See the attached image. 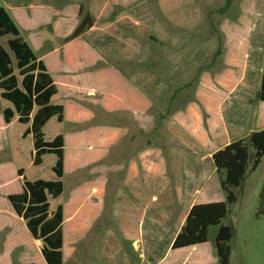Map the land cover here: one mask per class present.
<instances>
[{"label":"crops","instance_id":"crops-1","mask_svg":"<svg viewBox=\"0 0 264 264\" xmlns=\"http://www.w3.org/2000/svg\"><path fill=\"white\" fill-rule=\"evenodd\" d=\"M102 1L111 2L102 8ZM124 1L92 0L89 7L92 27L67 43L64 40L79 22L80 0H62L57 7L25 4L20 0H7L2 5L18 28L19 37L34 55L35 51L41 53L35 57L44 65L56 88L50 104L54 105L51 100L56 97L55 105L63 108L62 122H57L55 116L52 118L58 124H69L63 131L65 134L50 131V138L46 140L43 135L44 140L50 142L62 136L63 152L66 145L77 146L79 153L74 162L79 168L86 157L89 163L108 159L111 165L107 171L113 172L111 179L120 183L109 195L105 193L106 186L104 193L100 192L97 182L94 196L75 194L72 206H61L62 264L71 258L74 264H82L88 252H81L76 246L98 226L105 229L95 248L101 264H202L212 259L207 242L176 250L171 248L172 243L193 205L223 202L216 201L205 190L216 172L212 154L257 131L249 128L244 135L238 133L242 121L234 122L232 114L245 104L234 102L227 107L222 98L206 97L190 101L182 108L175 107L169 54L167 57L166 52L148 49L150 44L159 43L157 34H169L171 29H161L158 22H142L137 17L132 22L124 16L109 17L110 5ZM167 9L171 8L167 6ZM168 23L172 30L176 29V22ZM61 25L68 26V31L59 43L56 39ZM48 27L52 32L46 30ZM209 75L203 72L200 78ZM164 78L167 82H162ZM238 86L241 85H233L232 89ZM162 90L167 91L163 109ZM222 96L226 93L222 92ZM259 113L250 116V120L264 123V111ZM242 118L249 119L245 114ZM26 125L29 128L30 124ZM28 135L33 148L32 135ZM33 154L34 150L32 161ZM18 170H14L17 177ZM35 180L38 179L29 181ZM54 211L49 206L50 216ZM15 223L19 226L17 230L9 227L12 245L26 246L29 261V248H36L39 263L46 264L40 252L41 241L32 238L21 217ZM18 233L24 239L22 244H17ZM165 234L170 238L161 257L156 253L157 245ZM69 238L73 249L67 256L65 245ZM178 254L181 255L177 257Z\"/></svg>","mask_w":264,"mask_h":264},{"label":"rangeland","instance_id":"rangeland-1","mask_svg":"<svg viewBox=\"0 0 264 264\" xmlns=\"http://www.w3.org/2000/svg\"><path fill=\"white\" fill-rule=\"evenodd\" d=\"M5 1L7 0H0V7ZM91 1L80 0L83 13L90 14ZM61 2L62 0H20V3L53 7L59 6ZM109 3L100 2L102 8H105L106 4L108 7ZM167 6L171 9H167ZM110 8L112 11L108 9L110 12L108 16L114 19L117 16H124L128 22H132L130 20L137 17L142 22H158L161 29L168 30V27L171 29L168 30L169 34H157L159 43L155 46L149 43L148 49L151 52H166L167 57L169 54L170 58L167 62H170L171 66L170 84L175 88V107L182 108L190 101L206 99V97L216 100L222 98L226 106L234 102L245 104L241 109L231 107L238 111L232 114L233 121H242L239 135H244L249 128L259 131L264 127V123L250 120V116L257 111L260 115L264 111V102L256 99L264 57V0H126L123 4L110 5ZM168 22H176V29L172 30V25ZM46 30L50 32L51 27ZM66 31L68 26L61 25L58 28L57 42L62 41ZM12 38L10 35L0 37V45L8 49L7 41ZM9 54L14 74L17 75L12 53ZM35 55L40 56L41 53L35 51ZM203 72H208L210 75L201 79L200 75ZM18 79L21 78L18 76ZM162 82H167V79L164 78ZM237 84L241 86L232 89V86ZM222 92L226 93V96H222ZM166 100L167 91L162 90L161 109ZM51 103L54 105L57 103L56 97ZM8 106L10 104L0 98V165H2L0 166V264H31V262L40 264L36 256V248H29L31 262L29 261L26 246L22 244L24 239L20 233L17 234L16 239H18L17 244L22 245L16 248V245H12L10 241L9 227H16L17 230L19 226H15V221L19 217L9 205L7 197L21 192L22 177H17L14 170L22 169L23 176L29 180H54L55 177L50 170L54 157L46 155L41 166H32L31 139L29 135H23L28 126L17 123V116L6 126L2 120V110ZM243 114L249 119H241ZM67 125L58 124L52 118L43 128L45 139L50 138V131L57 130V133L65 134L63 131ZM71 145L72 147L66 145L64 151V160L66 157L68 159L65 161L62 178L63 192L57 199L49 201L50 211H54L57 206H72L71 202L75 194L94 196L97 182L101 188L100 192L104 193L106 186L105 193L109 195L114 193L115 185L120 186V183L111 179L115 174L107 171L111 165L108 159L89 163L86 157L82 168L77 167L74 159L79 153V148ZM83 150L86 151L88 148ZM249 153L250 160L241 185L230 188L235 195V203L227 205L228 213L221 222L232 231L229 264H264V218H255L259 193L264 183V156L257 168L251 171L253 150L250 149ZM221 178L220 174L214 172L205 190L209 191L216 201L226 202V193L220 188ZM98 224H101V221ZM104 231L102 226L94 227L87 238L76 246L81 252L84 250L88 252V257L83 259L82 264H101L95 255L97 252L95 248L103 239ZM217 231L218 226L208 229L206 245L212 250V259H207L202 264H218L214 249ZM169 236V234L162 235L157 245L156 253L161 257L165 254ZM69 240L65 245L67 256L73 249L71 238ZM63 264H74V259H65Z\"/></svg>","mask_w":264,"mask_h":264},{"label":"trees","instance_id":"trees-1","mask_svg":"<svg viewBox=\"0 0 264 264\" xmlns=\"http://www.w3.org/2000/svg\"><path fill=\"white\" fill-rule=\"evenodd\" d=\"M78 17V25L64 43L80 37L92 27L93 17L87 12L83 13L81 6ZM8 35L13 37L7 41L8 49L0 45V98L9 102L12 108H4L2 118L5 124H9L16 114L19 124H30L23 135H32V164L39 166L44 155H53L55 162L51 172L55 180L29 181L23 177L22 192L9 195L7 200L16 215L24 220L32 238L41 241L40 252L45 263L62 264V208L57 206L50 216L48 200L57 199L63 192V138L56 136L47 142L43 138L42 128L54 116L57 122H62L63 108L50 104L51 97L56 94L50 76L44 65L37 61L31 48L19 37L18 28L6 10L0 7V37ZM9 52L15 61L17 75L14 74ZM256 99L264 102V57ZM250 149L253 150L250 169L254 171L264 156V129L233 141L212 154L211 162L216 173L222 177L220 188L226 193V202L193 205L172 243L173 250L204 244L209 227L218 226L214 242L218 264H229L232 231L221 222L228 213L227 205L235 203L236 198L230 188L241 185L249 164ZM22 174L21 169L17 171L19 177ZM255 218H264V183L259 193Z\"/></svg>","mask_w":264,"mask_h":264}]
</instances>
